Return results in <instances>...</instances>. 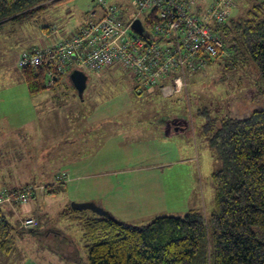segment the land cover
Segmentation results:
<instances>
[{
  "label": "rangeland",
  "instance_id": "374dc122",
  "mask_svg": "<svg viewBox=\"0 0 264 264\" xmlns=\"http://www.w3.org/2000/svg\"><path fill=\"white\" fill-rule=\"evenodd\" d=\"M107 1L123 8L126 21L137 12L136 0ZM198 1L206 5L210 0ZM261 1L235 0L232 16ZM61 4L47 3L0 31V207L15 225L9 252L0 251V264H88L89 242L71 215L98 213L85 209L68 214L72 202H101L117 219L137 225L191 209L208 219L216 189L212 174L222 161L209 144L205 123L244 108L246 102L264 105V81L253 60L234 64L227 55L189 70L183 86L170 95L159 86V94L138 89L135 76L119 64L87 72L82 98L70 78L74 65L53 86L45 79L47 87L30 93L18 67L19 52L33 44L48 45L45 22L50 25L59 17L65 19L60 28L78 30L98 8V0ZM64 170L66 183L49 192L46 186L55 184ZM28 189L32 194L21 202L19 192ZM28 217L35 224L23 226ZM30 228L65 232L83 261L57 252ZM208 242L211 249L210 238Z\"/></svg>",
  "mask_w": 264,
  "mask_h": 264
},
{
  "label": "trees",
  "instance_id": "16d2710c",
  "mask_svg": "<svg viewBox=\"0 0 264 264\" xmlns=\"http://www.w3.org/2000/svg\"><path fill=\"white\" fill-rule=\"evenodd\" d=\"M60 1L0 0V31L32 17L47 3ZM218 29L224 33L225 54L221 50L207 63L223 55L232 56L234 64L251 58L264 81V0L240 15H231ZM39 48L22 52L18 60L23 53ZM20 69L30 93L48 86L47 66ZM158 86L138 83V89H153L156 94L160 93ZM205 133L222 161V167L212 174L216 189L209 218L196 209L183 215L157 216L144 225L121 221L111 212L106 216L71 215L81 223L89 242L88 264H264V105L246 102L228 116L207 121ZM65 183L46 187L54 192L57 184ZM97 205L103 208L100 202ZM78 211L70 206L68 214ZM14 231L7 211L0 207V251L9 252ZM32 231L57 252L83 261L77 244L65 232Z\"/></svg>",
  "mask_w": 264,
  "mask_h": 264
},
{
  "label": "built area",
  "instance_id": "2783aa9c",
  "mask_svg": "<svg viewBox=\"0 0 264 264\" xmlns=\"http://www.w3.org/2000/svg\"><path fill=\"white\" fill-rule=\"evenodd\" d=\"M235 4V0H210L206 5L198 0H136L137 12L126 21L123 8L98 0L88 24L54 46L23 53L18 67L47 66L50 86L56 74L66 73L71 65L98 73L119 64L141 85L157 84L170 95L183 86L189 70L202 68L221 50L225 54L218 28L231 17ZM136 20L142 30L133 27ZM67 177V171H62L56 183L66 182ZM31 192H19L18 198L26 202ZM35 222L31 217L22 220L26 227Z\"/></svg>",
  "mask_w": 264,
  "mask_h": 264
},
{
  "label": "water",
  "instance_id": "95a60500",
  "mask_svg": "<svg viewBox=\"0 0 264 264\" xmlns=\"http://www.w3.org/2000/svg\"><path fill=\"white\" fill-rule=\"evenodd\" d=\"M133 27L137 30H142L143 26L141 24L140 20H136L134 22ZM70 78L77 89L80 97H83V93L87 87L89 75L84 69L81 68H74L70 72ZM72 208L78 209V210H85V209H92L94 212L98 213L99 215H108V211L101 208L97 203L95 202H85V203H78V202H72ZM33 228H30L29 231H32Z\"/></svg>",
  "mask_w": 264,
  "mask_h": 264
},
{
  "label": "crops",
  "instance_id": "0c3cea01",
  "mask_svg": "<svg viewBox=\"0 0 264 264\" xmlns=\"http://www.w3.org/2000/svg\"><path fill=\"white\" fill-rule=\"evenodd\" d=\"M64 1L65 0L57 2V3H54V4H57L58 6L61 7V6H63V4H61V2H64ZM235 8H236V6H235ZM52 11L55 12L54 10H52ZM57 19H58L56 21L57 23L56 22H52V24L49 25L50 22H45V24L43 25V27H42V29H43V38L46 40V43L48 44V45H43V46H46V47L50 46V45L54 46L56 43L60 42L62 39L72 37L82 27L81 26L80 28H78V30L72 29V30L69 31V30H67L65 28H64L65 29L64 30V29L60 28V26L65 24V19L59 20V17H57ZM46 23H48V24H46ZM45 25H49V26H45ZM57 25H59V26H57ZM33 43H35V41ZM36 47H38V46H35L33 44L32 48L29 49V50H32V49H34ZM29 50H27V51H29ZM22 52H24V51H20L19 53L21 54ZM177 129L180 130L179 128H177ZM64 169H68V168H64Z\"/></svg>",
  "mask_w": 264,
  "mask_h": 264
}]
</instances>
